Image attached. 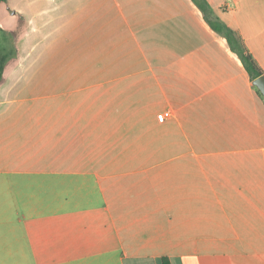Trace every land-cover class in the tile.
Wrapping results in <instances>:
<instances>
[{
    "label": "crops",
    "instance_id": "obj_1",
    "mask_svg": "<svg viewBox=\"0 0 264 264\" xmlns=\"http://www.w3.org/2000/svg\"><path fill=\"white\" fill-rule=\"evenodd\" d=\"M207 2L264 71V0ZM0 38L21 54L71 50L104 67L94 81L150 77L158 111L150 167L84 165L64 143V126L84 123L65 110L82 107L49 117L30 105L33 77L4 69L0 264H264V97L193 0H7Z\"/></svg>",
    "mask_w": 264,
    "mask_h": 264
},
{
    "label": "rangeland",
    "instance_id": "obj_2",
    "mask_svg": "<svg viewBox=\"0 0 264 264\" xmlns=\"http://www.w3.org/2000/svg\"><path fill=\"white\" fill-rule=\"evenodd\" d=\"M49 47L28 50L21 54L11 40L4 39L0 43V55L8 57L4 67L6 72L33 77V81L28 83L36 87L28 95L31 98L30 105H50L49 117H56L55 105L82 107L80 110L65 112L70 114L67 116L69 118L73 116L72 113L79 116L84 123L64 126V143L66 146L71 145L67 147L73 153L75 150L79 151L81 164L109 163L117 171L119 169H115L116 167L123 166L129 167L128 171L135 165L150 167L151 162L156 160L145 156L151 155L155 150L150 119H153L154 113H158L157 110H152L150 77L140 75L139 81H136V76L123 82L94 81L102 77L104 67L77 64L78 60L72 58L71 50H56L54 43L49 44ZM9 62L14 64L7 67ZM142 68L107 67L112 76L136 75ZM61 76L65 77V81L70 78L74 81H58ZM59 85L64 86L63 91L57 88ZM39 87L44 88L40 91ZM167 148V143L164 142L156 145V151L160 155ZM81 154L91 156L82 158ZM102 155H106V158L101 157ZM159 176L166 177V174L161 173Z\"/></svg>",
    "mask_w": 264,
    "mask_h": 264
},
{
    "label": "trees",
    "instance_id": "obj_3",
    "mask_svg": "<svg viewBox=\"0 0 264 264\" xmlns=\"http://www.w3.org/2000/svg\"><path fill=\"white\" fill-rule=\"evenodd\" d=\"M5 1L7 0H0V3ZM193 1L203 11L205 15V19L211 25V27L227 38L231 49L234 52H236L243 61L244 66L249 72L251 79L254 81L259 76L264 75V71L262 67L254 57V55L248 50L240 34L235 30H233L232 28H230L229 26H227L222 21H220L219 18H215V19L211 18V15L213 14V10L211 9V6L207 2V0H193ZM7 58L8 57H5L4 55H0V80L4 71L5 61ZM257 90L263 96V94L258 88ZM162 261L163 264H170L169 258L167 257H164Z\"/></svg>",
    "mask_w": 264,
    "mask_h": 264
},
{
    "label": "water",
    "instance_id": "obj_4",
    "mask_svg": "<svg viewBox=\"0 0 264 264\" xmlns=\"http://www.w3.org/2000/svg\"><path fill=\"white\" fill-rule=\"evenodd\" d=\"M254 84L258 87V89L261 91V93L264 96V75L259 76L254 80Z\"/></svg>",
    "mask_w": 264,
    "mask_h": 264
},
{
    "label": "built area",
    "instance_id": "obj_5",
    "mask_svg": "<svg viewBox=\"0 0 264 264\" xmlns=\"http://www.w3.org/2000/svg\"><path fill=\"white\" fill-rule=\"evenodd\" d=\"M170 115H171V111L170 110H165L161 114L158 115V119H159V121L163 122Z\"/></svg>",
    "mask_w": 264,
    "mask_h": 264
}]
</instances>
